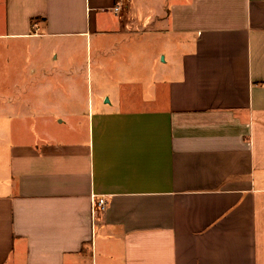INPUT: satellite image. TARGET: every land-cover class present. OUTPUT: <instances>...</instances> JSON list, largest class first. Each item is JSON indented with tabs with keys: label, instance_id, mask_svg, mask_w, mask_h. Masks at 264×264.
<instances>
[{
	"label": "crops",
	"instance_id": "1",
	"mask_svg": "<svg viewBox=\"0 0 264 264\" xmlns=\"http://www.w3.org/2000/svg\"><path fill=\"white\" fill-rule=\"evenodd\" d=\"M6 46L0 264H264V0H0Z\"/></svg>",
	"mask_w": 264,
	"mask_h": 264
},
{
	"label": "rangeland",
	"instance_id": "2",
	"mask_svg": "<svg viewBox=\"0 0 264 264\" xmlns=\"http://www.w3.org/2000/svg\"><path fill=\"white\" fill-rule=\"evenodd\" d=\"M43 41H45V43L42 44V53H44L45 51H47L49 49V53L46 59H44L43 57H41V60H43V62H48V65L51 64V59H53V54H55V51L53 50V46L58 43L57 40L53 41L51 39H44ZM42 41V42H43ZM67 43V42H66ZM80 43V42H78ZM65 44V42H64ZM62 45V44H61ZM9 46H6L5 48H0V80L2 83H8L11 82L15 79H20L17 75L14 74V72H12V75H10V69H4V67H14V66H22L23 65L25 67H27V71L29 67H35V63H33L34 58L37 60H39V57H37V55L39 54V51L37 52L36 55L33 56L31 61H27L23 64V62L20 64L19 62L15 63L13 66H10V56L11 57H16V56H20L22 58H24L25 52L23 49H17L15 51H12L10 49V51H8ZM93 49H91V46L89 45V43L85 44L84 42H82V44H79L77 47V62L76 64L82 68L83 72H82V76H81V80L84 82V84H86L89 89L87 90V93H90V82H93V80L95 79V72L93 70ZM41 52V51H40ZM47 53V52H46ZM10 55V56H9ZM8 62V64H7ZM66 65V63H64ZM91 71L92 77H90L89 72ZM26 76L29 77L30 72L25 74ZM4 93L2 94V100H4V98L7 100V98H10L12 96H14V94L12 92H8L5 91V89H3ZM86 91H85V96H86ZM89 96V94H88ZM104 101V100H103ZM107 105V104H106ZM2 108L5 109L4 104L2 103L1 105ZM8 125V120L7 118H2L0 119V129L1 130H5L7 129ZM16 128H19V123H16Z\"/></svg>",
	"mask_w": 264,
	"mask_h": 264
},
{
	"label": "built area",
	"instance_id": "3",
	"mask_svg": "<svg viewBox=\"0 0 264 264\" xmlns=\"http://www.w3.org/2000/svg\"><path fill=\"white\" fill-rule=\"evenodd\" d=\"M120 11V6H114L112 8V12L118 13ZM106 207V201L104 198H94V196L91 197V214L94 215L97 212H103Z\"/></svg>",
	"mask_w": 264,
	"mask_h": 264
}]
</instances>
